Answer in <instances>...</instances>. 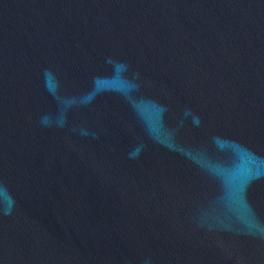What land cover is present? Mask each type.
<instances>
[{
	"label": "water",
	"instance_id": "1",
	"mask_svg": "<svg viewBox=\"0 0 264 264\" xmlns=\"http://www.w3.org/2000/svg\"><path fill=\"white\" fill-rule=\"evenodd\" d=\"M0 264H264V0H0Z\"/></svg>",
	"mask_w": 264,
	"mask_h": 264
}]
</instances>
